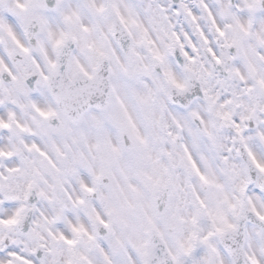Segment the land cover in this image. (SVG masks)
I'll return each instance as SVG.
<instances>
[{"label": "clouds", "instance_id": "clouds-1", "mask_svg": "<svg viewBox=\"0 0 264 264\" xmlns=\"http://www.w3.org/2000/svg\"><path fill=\"white\" fill-rule=\"evenodd\" d=\"M0 264H264V0H0Z\"/></svg>", "mask_w": 264, "mask_h": 264}]
</instances>
